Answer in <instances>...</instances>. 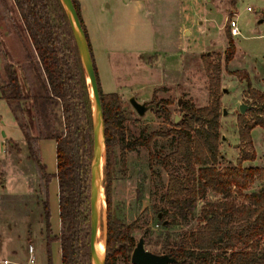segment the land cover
Listing matches in <instances>:
<instances>
[{"label":"trees","instance_id":"16d2710c","mask_svg":"<svg viewBox=\"0 0 264 264\" xmlns=\"http://www.w3.org/2000/svg\"><path fill=\"white\" fill-rule=\"evenodd\" d=\"M12 2L18 19L9 0H0V21L6 24L7 35L16 34L22 41L27 62L22 68L14 65L0 43L4 61L0 92L20 125L28 159L39 178L49 264L50 246L55 241L60 243L62 264H93L90 248L93 103L68 14L61 0ZM73 2L90 45L80 4L78 0ZM236 3L237 0L231 1L232 6ZM226 40L225 64H228L236 48L229 34ZM90 49L92 52L91 45ZM205 66L210 79V104L198 108L192 101L186 102L182 120L174 124L169 109L173 103L162 100L155 114L172 124V128L133 141L126 126L122 96L103 92L95 64L107 143L106 264H119L121 258L132 264L138 244L134 236L137 222L127 225L113 215L111 167L116 142L122 148L124 170L127 153L138 148L148 150L151 166L155 161L166 170L173 164L180 169L170 174L165 194L168 208L159 213V222L166 224L167 229L194 220L197 226L175 242L167 235L163 254L174 258V264H264V168L243 167L244 162L256 159L251 132L256 127L264 130V94L251 87L246 74L252 104L247 114L238 119L240 156L234 166L221 167L222 69L209 56L205 57ZM158 138L171 139L174 150L165 156L162 151L155 152ZM50 139L56 142V174L48 172L42 158L40 143ZM55 178L59 182L61 230L59 235L52 236L49 189ZM255 183H262L260 189L249 191ZM211 195L220 199L212 200Z\"/></svg>","mask_w":264,"mask_h":264},{"label":"rangeland","instance_id":"374dc122","mask_svg":"<svg viewBox=\"0 0 264 264\" xmlns=\"http://www.w3.org/2000/svg\"><path fill=\"white\" fill-rule=\"evenodd\" d=\"M231 1L78 0L101 88L105 94L122 96L131 140L147 137L153 132H168L172 128V124L155 114L162 100L173 103L169 109L174 124L182 120V108L186 102L192 101L198 108L210 104V79L205 66V57L209 56L222 69L221 167L235 165L240 156L238 119L247 114L252 104L245 82L246 74L251 87L264 94V0H237L235 6ZM9 2L18 19L12 0ZM232 19L239 31L236 37L231 36L228 28ZM185 27L191 34L185 33ZM7 31L6 24L0 21V43L5 54L11 62L22 59L26 55L22 41L16 34L7 35ZM226 34L231 36L236 48L234 58L228 64H225ZM182 46L183 58L180 54ZM176 58H181L178 61L184 63V68L171 73L167 65ZM3 70L4 61L0 53V84L4 80ZM237 72L241 74L236 75ZM154 86H158L155 91ZM132 98L149 107L143 116L134 109L130 102ZM144 98L148 101L144 102ZM241 105L246 106L242 115L239 111ZM0 118V173L4 179L0 205L1 251L19 264L27 260L28 248L34 245L40 256L38 264H49L39 178L34 164L26 158L28 149L20 125L15 126L11 108L2 99L1 92ZM176 118H179L177 122ZM57 127L62 130L61 125L57 124ZM251 138L256 159L244 162L243 167L264 168V130L256 127ZM40 145L48 172L55 174L56 142L44 140ZM174 147L171 139L158 138L154 144L155 152L162 151L163 156L170 154ZM121 157L122 148L116 142L111 167L113 215L127 225L137 222L136 241L144 239L147 251L163 255L168 234L171 242H175L197 226L194 220L167 229L166 224L159 222V213L168 208L165 194L170 174L178 173L180 169L173 164L166 170L155 161L151 166L149 152L144 148L127 153L126 170ZM106 167L107 150L103 161L104 205L99 224L104 239L107 223ZM261 185L255 183L249 191L259 190ZM58 194L59 182L54 179L49 189L52 236H56L61 227ZM210 199L218 200L220 196L211 195ZM50 247L51 264H62L60 243L55 241ZM119 264L126 262L121 258Z\"/></svg>","mask_w":264,"mask_h":264},{"label":"water","instance_id":"95a60500","mask_svg":"<svg viewBox=\"0 0 264 264\" xmlns=\"http://www.w3.org/2000/svg\"><path fill=\"white\" fill-rule=\"evenodd\" d=\"M68 14L72 32L80 58L87 76L93 103V159L91 164V233L90 248L93 264H106L108 240V207L105 229V253L98 252V231L100 223V200L103 194V161L107 150L106 129L103 106L101 102L99 83L96 76L95 64L86 33L82 27L73 0H61ZM136 112L143 116L148 111L146 103H139L136 98L130 101ZM245 105L239 107L241 114L245 113ZM225 114V111H224ZM179 118H176V122ZM107 206V202H106ZM176 260L169 255H157L146 250L144 239H140L132 255V264H174Z\"/></svg>","mask_w":264,"mask_h":264},{"label":"crops","instance_id":"0c3cea01","mask_svg":"<svg viewBox=\"0 0 264 264\" xmlns=\"http://www.w3.org/2000/svg\"><path fill=\"white\" fill-rule=\"evenodd\" d=\"M190 1H196V0H190ZM82 7V6H81ZM83 8V7H82ZM184 8H182V6H181V10H183ZM149 14H150V11H149ZM232 20H234V19H232ZM235 21V20H234ZM261 22V21H260ZM224 27H225V25H223V27H222V29L224 30ZM228 28H229V31H230V27H229V22H228ZM185 33L188 35V33H190L189 31H188V29L185 27ZM191 34V33H190ZM94 35H95V33H94ZM232 36V35H231ZM233 37H236V36H233ZM95 39H96V41H97V36L95 35ZM179 48H180V46H179ZM178 50V49H177ZM180 54H181V57L183 58V56L185 55L184 54V47L182 46V49H181V52H180ZM186 54H188V51H186ZM180 60H181V58H179ZM178 58H176V60L175 59H171V61H169L168 62V65H167V69L171 72V73H175V72H178V70L183 66V62L182 61H178L179 60ZM156 61V60H155ZM26 62H27V57H26V55L25 56H23V58L22 59H17V60H14L12 63L14 64V65H16V66H18L19 68H22L25 64H26ZM158 63H159V60H158ZM152 64H155V63H152ZM156 64H157V62H156ZM164 66H165V63H164ZM182 68H184V67H182ZM20 72V71H19ZM158 86H154L153 87V90L155 91V89L157 88ZM142 96L143 97H145L146 96V94H142ZM136 100H137V98H136ZM144 100V102H147L148 101V99L147 98H144L143 99ZM12 116H13V120H14V124H15V126H19L18 125V122L16 121V119H15V117H14V115L12 114ZM1 122H2V119L0 118V124H1ZM22 132V131H21ZM27 158V160H29L28 159V156L26 157ZM56 174V173H55ZM54 180V179H53ZM55 180H56V178H55ZM58 198H59V194H58ZM60 230H61V227H60V229H59V231L57 232V233H55V235H58V234H60ZM37 253V252H36ZM61 254V253H60ZM2 256L4 257V258H6V259H9L10 261H11V259L9 258V257H7V256H4L3 255V252H2ZM28 256V255H27ZM37 257H38V261H39V259H40V256L37 254ZM27 258V257H26ZM13 262V261H12ZM13 264H15V262H13ZM19 264H21V263H19Z\"/></svg>","mask_w":264,"mask_h":264},{"label":"built area","instance_id":"2783aa9c","mask_svg":"<svg viewBox=\"0 0 264 264\" xmlns=\"http://www.w3.org/2000/svg\"><path fill=\"white\" fill-rule=\"evenodd\" d=\"M229 27H230V34L232 36L239 35L236 21L230 20ZM3 190H4V179L2 177V174L0 173V205H1V197H2ZM0 264H13L12 261L2 256L1 244H0ZM21 264H38V257H37L36 248L34 245L29 246L27 260Z\"/></svg>","mask_w":264,"mask_h":264},{"label":"bare ground","instance_id":"6f19581e","mask_svg":"<svg viewBox=\"0 0 264 264\" xmlns=\"http://www.w3.org/2000/svg\"><path fill=\"white\" fill-rule=\"evenodd\" d=\"M104 205V198H103V194L101 196V200H100V213L102 211ZM104 215V214H103ZM105 217V216H104ZM105 220V219H104ZM100 224V223H99ZM103 237V233L101 232V227L99 225V231H98V243H99V248H98V252L100 253V255H104L105 253V242L102 240L104 238Z\"/></svg>","mask_w":264,"mask_h":264}]
</instances>
